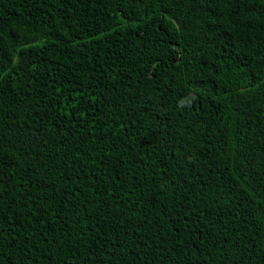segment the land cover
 <instances>
[{"label": "trees", "instance_id": "1", "mask_svg": "<svg viewBox=\"0 0 264 264\" xmlns=\"http://www.w3.org/2000/svg\"><path fill=\"white\" fill-rule=\"evenodd\" d=\"M0 264H264V0H0Z\"/></svg>", "mask_w": 264, "mask_h": 264}]
</instances>
